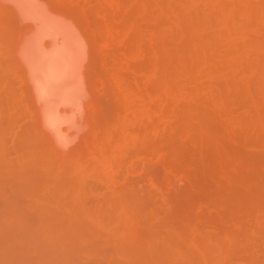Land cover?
Listing matches in <instances>:
<instances>
[{
  "label": "bare ground",
  "instance_id": "bare-ground-1",
  "mask_svg": "<svg viewBox=\"0 0 264 264\" xmlns=\"http://www.w3.org/2000/svg\"><path fill=\"white\" fill-rule=\"evenodd\" d=\"M229 1L231 0H0V72H8V75H6L8 77L5 76L6 73H3L6 78L3 76L4 80L0 82V109H2L0 113L2 117H0V119H3V115L12 117L15 113H17V109L20 107L27 119L26 123H24L23 120V123L21 124L23 127L19 124L20 127L24 130V128H26L24 125L27 124V130L38 137L39 140H37V142L41 141L47 151L56 155L58 158L66 159L76 151H81L82 147H86L90 142L99 140L102 146L109 150L111 155L118 161L121 168L124 167L128 159H133L132 164L135 166V170L139 171L143 167L141 158L143 152L146 151L149 156L155 157L159 154L160 150H165V143L163 142L165 141L166 135L164 136L161 134L162 122L160 121L162 101L161 95L164 93L171 96V98H173L178 105L185 108L182 109L185 110L186 115L184 114L182 117L187 116L186 119L189 120V125H185L188 123L187 120L184 122V127L187 126L189 129L192 126L189 129V131L193 134L192 136L197 134H194L193 130L197 131L201 122H205L206 125L208 121L209 125L211 123L212 126L207 124L204 129V126H202L204 124H202V127L200 128H202L203 131L201 130L202 132L200 133L206 134V136H208L207 132L210 133V130L214 133V121L218 123V126H215L217 128L220 127L218 129L215 128L218 136L220 137L218 139L224 140L225 146H228L225 142L226 140L237 146L239 143L238 135L234 132V130L229 128L227 117L224 115L225 113H223L222 110L223 108H219L218 112H216L218 115L215 113V110L211 113L208 109L220 107L218 103L219 99L223 104L224 100H230L232 103H244L251 108L254 106L256 107V102L253 99L256 96H252L253 87L256 89L258 94L264 97V59L262 60L264 55L261 54V59L252 57L253 53L258 52L259 54L262 52L261 50L264 49V38L260 35L262 29H264V0H239L242 8L238 10L237 15L231 13ZM236 6L239 5L237 4ZM71 11L76 12L78 15H75H77V18L79 16V19H77ZM253 32L260 36V40H252L250 38V35ZM193 60H196V63L194 62V64L190 66L189 62ZM212 83H216L218 86L215 87ZM258 103L260 104V102ZM214 104L218 105L214 106ZM240 106L241 105L239 104L238 107L240 108ZM174 107L171 109V114H173V116L175 115L174 111L177 108ZM228 108L230 109V107ZM19 109L18 111H20ZM225 109L226 108H224V110ZM225 111H227V109ZM208 112L209 115H207ZM178 114L182 115L183 113ZM203 115H206L208 119H206L205 116L203 117ZM212 116H214V118ZM209 117H212L211 120L213 121H211ZM15 118L7 120L5 118L4 120L6 121V124H8L11 122L9 120L16 122L17 119ZM180 118L181 117L179 116H175L174 119L176 120H174V122L177 121V119L182 120V118ZM191 120H195L197 122V128H195V122L192 123L193 121ZM172 122L173 119L169 122V126ZM11 123L9 125H11ZM207 126L208 129H210V127L211 129L205 132L204 130H206ZM13 129H16L15 125L13 126ZM177 130L178 129L173 131L175 136L178 134L176 133ZM19 131L22 132H19L21 135L19 137H22L24 135L23 133L26 132L25 130V132H23L22 129ZM164 132L166 133L167 130H164L162 133ZM173 132L170 130V133H168V136L166 137L168 140L167 143L169 146L173 145L177 150L176 152H178V150L181 152V148H177L175 146L176 142L172 140V138H174ZM216 132L214 133L215 137H217ZM31 133L29 136L31 135V137H34ZM27 135L28 134L22 137V142L24 137H27ZM181 135L182 134L180 133V138H183ZM162 136H164V138ZM179 136H176V141H178ZM206 136L203 138H206V140L211 139L214 142L216 141L211 137L212 135L208 136L209 138ZM30 139L32 140V138H29L28 140ZM195 139L198 140L199 138L195 137ZM28 140L26 143H28ZM189 140L190 139L186 141L189 142ZM249 140L250 142L248 141L246 144L253 143V145H255L258 142L256 138L254 139V142L256 141L255 143L251 142L250 138ZM198 143L202 149L200 150L199 148L200 152L198 151V153L201 154L200 156L202 158H204L203 156L207 157L208 153H211H207L208 150L205 151V149L213 147V150H215L217 147L220 148L218 151L216 150L215 153L212 152L211 154L212 158L216 159H212L210 161L211 163L209 164L212 165L209 166L211 168L214 167L213 164L215 161H218V158H220V164L224 165L223 167H227L229 164L228 157L231 155V151L229 149H232L229 148L230 145L227 147L230 151V153H228L225 152V147L223 146L224 148H222L221 144L216 145L214 148L213 145L215 144L213 143H209L207 145L206 142L200 143V141H198ZM195 144L198 148V144ZM204 144L207 146L206 148H202ZM174 148H170L172 153L175 154L173 155L171 153L173 158L178 156L174 153ZM201 151L205 154L203 155ZM218 153L219 156L216 155ZM253 153L254 152H250V154ZM254 154H256V152ZM262 155H264V152ZM247 157L248 156L246 155L245 159H247ZM232 158V162L236 163V167H238L240 164V160H238V151L234 152ZM246 161L243 163H246ZM247 162L248 165H253V162ZM259 163H255L253 166L254 168L252 169L256 171L258 169L256 166H258ZM240 169L238 172L241 174L239 175L237 172L238 177H235L240 184L241 181L239 178L244 177V181L247 179L244 174L248 173L249 177L251 174L255 177L258 175L257 172H255L256 175L255 173L253 175V171L251 170L250 172L243 170L241 172ZM261 170L264 171L263 168ZM233 172L234 171H232V174L229 175L230 178L235 175ZM248 180L250 179H247V181ZM260 180V178L259 181L258 179H255L253 184L258 181V186L261 183ZM135 181L136 179L134 178L125 179L122 185V190L117 193V198L121 202L126 201L129 196H132L135 193L131 186L135 183ZM242 184L245 185V183ZM253 184H250V187H254ZM263 185L264 184L261 186ZM233 186L234 185L231 187ZM239 186L240 185H236L237 188L232 189L230 187V189H232L233 193L234 190L235 193L240 192V189L242 192L243 189ZM258 189L262 195L261 190H264V188H257L256 190L258 191ZM242 193L245 194L242 195L243 199H246L248 195L254 199L261 200L257 196H252L255 194L249 195L247 191H243ZM36 195L37 194H35V197L38 196V198H40V195ZM46 196L47 194L44 197ZM44 197L42 196V198ZM50 198L51 197L48 198L49 201L51 200ZM48 200H45V202L49 203ZM59 200L61 202V199H58V201ZM111 200L112 205L114 202L113 206L115 207L117 200L114 201L112 198ZM226 200L233 201V199L230 198ZM51 201L54 202L53 199ZM51 201L50 203H52ZM247 201L244 202V204L247 203V208H243L244 211H246V213H244L245 219L246 217L250 218L247 209H250V207H248L249 204L252 205V203ZM58 203L59 202H57L56 206H58ZM83 203L85 204L84 201ZM59 204L60 206L62 205L61 203ZM68 204L71 205V203ZM44 205L46 206L44 208H47L48 205ZM233 205H235L234 201ZM52 207L48 206V208L53 210V212L57 211L54 209V206ZM123 207V209H125V206ZM259 207L261 210L262 208L260 205ZM59 208L62 210V207ZM67 209H72L69 213V218L72 220L73 218L71 216L74 209ZM249 209L248 211L251 212L255 210V207L250 210ZM256 211L259 212L258 210ZM18 213L17 215H19ZM29 213L32 214L33 210ZM34 213L38 214L39 211L34 210ZM108 213L112 216V212ZM20 214H23L21 215V218H24V220L27 221L25 214H28V212L23 210ZM55 214L56 213L53 215ZM61 214L64 215L63 212ZM81 214L82 213H80L79 216ZM122 214L123 213H120V216ZM144 214H147L148 221L154 219L148 215L150 213L144 212ZM56 216L57 215H55V217ZM93 216L95 215L92 214L91 217ZM123 216H121V220L119 221L120 224L118 223L116 225L120 228V230H123L118 234H112V236L114 235L126 239L129 244L128 247H130L129 250L126 249L127 247H121L122 244H125L121 243V241V245L114 243L118 248L121 247L119 250L116 247V250L119 251L117 254L121 253V250L124 248L125 251H128L126 254H129L131 249L132 254L130 253L129 255L133 256V246H138L141 240H139L138 231L132 228L136 224H130V227L133 225L131 228H129L128 225L127 229H124L125 227L121 224ZM253 216L255 217V215H252L251 218L254 220ZM158 217L161 218L160 216ZM14 218L16 220L17 217ZM124 218L126 217L124 216ZM239 218L236 219L239 220ZM111 219H109V221L113 222L114 219ZM172 219L171 220L175 223L176 221H174V218ZM15 220H12L11 224H13L12 222ZM46 220V222H48L47 218ZM167 220L168 223L171 222L170 225H173L168 226V231H171L169 228L174 230L177 227L175 230L177 233L175 232L173 234L174 236H172L171 231L170 234L168 233L171 237L166 238V240L163 239L161 244H159L160 242L157 239L161 240V236L158 237L159 234H157L158 238L154 240V236L156 237L154 232L155 229L153 230L152 228L154 227H152L150 231V228L148 227V233H153H147V236L151 235V237L148 236L146 238L147 240H145L143 244L136 247L139 252L143 251L144 261L146 260L145 258H148L147 256L145 257L144 252H148L152 255V257H157V255H162L169 249L171 254L166 257H169L170 259L174 258L176 261L178 260L180 264H228L226 261L228 251L232 245L236 244L235 240H232L229 235L230 231H234V229L230 228L229 230L226 225L225 227L229 230L227 232L220 228L224 227L223 225H213L216 227V230H214L215 227H213L212 231L214 230V232L207 233L206 238L202 241V243H198L200 241L195 242L196 240L190 241L187 239L184 231H181L180 228L178 229L179 225L172 223L169 217L164 221L161 220L158 222L157 220H153V222H156V224H159L160 226L162 224L164 228L163 222H167ZM248 220L254 223L251 219ZM70 221H68V223ZM81 221L82 220H80V223L78 224V227H80L82 223L80 228L81 231L76 230L80 231L82 236H84L83 232L86 229L82 226L84 225L85 227L87 221ZM129 221V218L125 220V226L130 223ZM228 221L230 222L229 218ZM44 222L45 221L43 220V225H45ZM195 223L196 222H194V224ZM54 224H57L56 221ZM69 224L71 225V223ZM238 224L240 225V232H243L242 223ZM58 225L56 228L59 227ZM48 226L50 227V225ZM72 226L73 228L70 227L72 229L77 227V225ZM116 226H114L115 231H119L116 230ZM49 227L43 228L45 232H48L45 234L46 237L48 234H54L58 230L55 228L53 229L55 232L52 231L51 229L53 226H51V231H46L45 229L48 230ZM209 227L212 228V226ZM16 228L17 226L15 229ZM89 228L87 227V230ZM253 228H256V226ZM82 229L85 230L83 231ZM60 230L62 229L59 228L58 231L60 232ZM197 230L198 232L200 231L199 228ZM246 230L247 229H245V231ZM261 230L264 231V228ZM93 231L94 230H91V232ZM222 232H225V234H222ZM84 233H86V231ZM200 233L201 231L199 234ZM258 233L261 234L260 232ZM74 234L75 233H73V235ZM102 235L100 234V236ZM68 236V238H70V234ZM261 236H264V232L260 235V238H263ZM28 237H31V240L36 239L31 241L32 243L39 240V236ZM84 237H82V241L86 239V237L85 239ZM163 237L165 238L167 236ZM239 237L240 236H238V238ZM248 237L249 239H252L249 235ZM47 238H45V241H47ZM49 238L56 240L60 237L58 235V237L56 236L54 238L49 236ZM74 238L75 237L73 236V238L71 237L70 239L74 240ZM120 238H117L118 241ZM92 240L93 238L90 239V241ZM100 240L104 239L95 238L92 242H98ZM110 240L112 239L108 238L106 241L111 243ZM153 240L156 242V244L154 243L155 245L150 244ZM45 241L43 240V242ZM68 241L66 242L69 243ZM230 241L232 242L230 243ZM92 242L86 241L87 244L90 243V246L87 245L86 247L89 248L90 253L94 251V246L91 245ZM115 242H117L116 239ZM166 242L168 244H166L168 249L164 244ZM239 242L240 240H238L236 245L241 244L243 248L241 249V246H235V251L231 254L233 255L235 252V255L231 256L229 254L228 259L233 257L232 263L237 261L235 258H243L244 255H248L247 257L251 260L255 259L257 256L256 254L252 253L250 255L247 253V251H250L248 248L253 250V243L251 244V247L247 246L245 249V245H242V243ZM67 243L61 244V248L67 250L68 248H64L69 247ZM76 243L78 245V242L76 241L75 243L73 242L72 245L70 243L69 244L72 248V246ZM98 243H102V241ZM162 243L165 246H163L164 249L161 246L163 245ZM260 243L264 248V241ZM46 245H48V243L45 244V246ZM36 246L40 247L41 245L37 243ZM209 246L215 248V255L206 251ZM258 246L261 251H264L260 244ZM90 247H92V250ZM104 247H106V245ZM71 248H69V250ZM86 248L83 249L82 247L84 251H86ZM98 248V250H95L100 252L98 255H101V257L98 259L108 258L107 252L111 254L114 252L112 251L114 250L112 247L111 250L107 249L110 248V246H107L105 251L103 250L104 252L107 250L106 253L101 251L104 249L103 247L101 250L100 247ZM79 249L80 247L78 250ZM236 249H240L241 251L245 249L246 254L240 255ZM34 250H36V247ZM70 251L74 252L75 249ZM261 251L259 256L264 255V252L262 255ZM80 252H82L81 249ZM122 252L124 253V251ZM154 252H156V256L151 254ZM62 253L64 254V251H62ZM69 255L70 253H65L63 258H67ZM112 256L115 257L114 255ZM112 256L110 257L112 258ZM191 256L192 258H190ZM71 257H74V255H71ZM119 257H122L121 254ZM139 257H141V255ZM161 257L163 258L161 259ZM247 257L243 258V260L246 259L245 262L248 261L251 263L252 261L247 260ZM79 258L80 255H78L77 258L75 257V262L73 261V264H79ZM157 258H153L155 259L153 261L155 264L159 263L155 262L156 260L161 259V263H163L162 261H167V258L164 256H158ZM90 259V261H92L94 258ZM129 259L133 260V257ZM257 259L258 258L255 260ZM70 260H72V258ZM96 260L97 259H95V262ZM111 260H109L110 264L112 263ZM149 260L151 261V259H147L148 262ZM189 260L190 262H188ZM262 260H264V256ZM117 261H119V259ZM122 261L123 260H121V263ZM147 261H145L147 264L152 263V261L150 263ZM168 261L166 264L170 263ZM248 262L246 263L248 264ZM253 262L256 264L258 260ZM253 262L251 264H253ZM71 263L72 261L70 264ZM84 263L86 264L88 262ZM257 264H261L260 259ZM262 264H264L263 261Z\"/></svg>",
  "mask_w": 264,
  "mask_h": 264
},
{
  "label": "rangeland",
  "instance_id": "rangeland-1",
  "mask_svg": "<svg viewBox=\"0 0 264 264\" xmlns=\"http://www.w3.org/2000/svg\"><path fill=\"white\" fill-rule=\"evenodd\" d=\"M237 4L239 6H236ZM241 6L242 5H241V2L239 0L229 1V8L231 9V13L234 15L238 14V10L242 8ZM71 12L77 18L78 14L76 12H73V11H71ZM75 14H77V15H75ZM77 19H79V16ZM261 33H260V35L262 36V38H264V29H262ZM250 38L252 40H260V36L258 34H255L254 32L250 35ZM261 51L262 52L259 51L260 52L259 54H258V52L253 53L252 57L261 59L262 58L261 54L264 55V49ZM263 59L264 58H262V60ZM194 62L196 63V60L189 62V65L191 66L192 64H194ZM3 73L4 74L6 73L5 76L8 75L7 71H1L0 72V82H2V80H4L5 76ZM6 77H8V76H6ZM212 84L215 87L218 86V85H216V83H212ZM256 93H257V91L253 87L252 88V96L253 97L256 96L255 98H253L256 102L255 103L256 107L254 106L253 108H251L244 103H232L230 100H224V104H223L219 99L218 103H219L220 107H214L212 109H208V110H210L211 113L214 112L213 110H215V113H216V112H218L219 108L220 109L223 108L222 110H223V113H225L224 115H226V117H227V123L229 125V128H231V130H234V132L237 133V135H238L239 143L237 146L234 145L233 143H230L227 140L225 141L228 146L230 145L229 148H232V149H229V148H227L228 146H225L224 140L218 139L220 137L218 136V133L216 132V129H215V128H217L215 125H217L218 123L211 120V118L212 117L214 118V116H212L211 118L209 117V119L211 121H213V124H215L214 125L215 128H214L213 132L214 133L216 132L217 137H215L214 133L211 132V130H210L211 127H210V129H208V126H207L206 130H204V131L206 132L207 130H210V133L207 132L208 136L212 135L211 137L214 140H216L217 142L216 141L214 142L211 139L206 140V138H203L206 136V134L200 133L203 131L202 128H200V127L204 126V129H205V126L207 124L209 125V121L208 122L206 121L207 122L206 125H205V122H201V124L199 125V128H197L198 127L197 122L195 120H191V121H193L192 123L195 122V128L198 129L197 131L193 130L194 131L193 133L194 134L197 133L198 135L196 134L195 136H192L193 134L191 133V131H189V129L192 126L191 127L189 126L190 127L189 129L187 127L189 125V120L186 119L187 116L182 117V116H184V114L186 115L185 110L182 109L184 107H182L181 105H178V103L175 102L173 100V98H171V96H169L168 94L162 93V95H161L162 101H161L160 121L162 122L161 123L162 132L164 130H167V132L166 133L161 132V134L164 136L166 135V137H167L168 133H170V130L173 132L174 130L178 129L177 132L175 131L176 133H178V134H176V136H179V134L181 133L182 134L181 136H183V138L182 137L180 138V136H179L178 141H176V136L174 135V132H173L174 138H172V136H171V138L174 142H176L175 146L177 148H179V147L181 148V152H180V150H178L179 153L176 152L177 150H176V148H174L173 145L172 146L170 145L171 146L170 147L169 144L167 143L168 140L166 139V137H165V141H166L165 142L163 139L164 136H162L163 137L162 139L164 141L163 143H165V146H164L165 150H163V149H162L163 151L160 150L159 154L155 157L149 156L146 151L143 152L141 155L143 167L139 171L135 170V166L132 164L133 159H128L127 162L125 163L124 167L121 168L118 164V161L111 155L109 150H107L104 146H102V144L99 140L90 142L87 145L88 147L87 146L82 147L81 151H79V150L76 151L74 154H72L71 156H69L66 159L58 158L56 155L47 151V149L43 146L41 141L37 142V140H39L38 137L35 136L33 133H31L29 130H27L28 129V127L26 126L27 124H25V125L23 124L24 127H26V128H24V130L25 131L27 130L26 131L27 133L23 130V128L20 127V125L23 123V120H24V123H26V121H27V119L24 116L23 111H21L22 109L20 107H19L20 109L18 108L20 111H18V109H17V113H15L12 117H8L6 115H3V119H0V264H67V263L70 264L71 261H72L71 264H73L75 262V257L77 258L78 255H80V258L78 259L80 261H78V260H76V261H78L79 264H85L84 262H88L86 264H89V263L90 264H110L109 260H111V259H112L111 264H131V263L132 264H145L146 263L145 261H147V259H151V261H152L151 264H153L154 263L153 261L155 260L153 258H157L158 256H164L165 258H167L166 260L167 261L169 260L168 262H170L171 264H180L178 262V260L176 261L174 258L170 259L169 257H166V256H169L171 254L170 250L168 249L167 242L164 244L165 245L167 244L166 246H167V249L169 251L167 249H165V250H167L168 252L166 251L164 254L161 253L162 255H157L156 252L151 253V254H154V256L157 255V257H152V255H150L148 252L147 253L144 252L145 257L146 256L148 257V258H145L146 259L145 261L143 258V256H144L143 251L139 252L138 249L136 248V247L140 246V244H143L144 241L147 240L146 238L148 236L151 237V235L147 236V233L149 231L148 227L150 228V231H151L152 227H154V228H152L153 230L155 229L154 232L156 234V237L154 236V238H153L154 240L161 236V240L157 239L160 242L159 244H161L163 239L166 240V238L171 237L169 235L171 231L173 232V233L171 232L172 236H174L173 234L176 232L175 230L177 227L175 226L176 228L174 227L175 228L174 230L172 228H169L171 230L169 232L168 226L170 225L171 222L168 223V220H167V222H163L164 228H163L162 224L160 226L159 224H156V222H153V220L154 221L157 220L158 222H160L161 220L164 221V220L168 219V217L170 220L172 218H174V221H176V222L174 223L172 221L173 220L172 219L171 220L172 223L179 225L178 229L180 228L181 231L182 230L184 231V234L187 237V239H189L190 241L196 240L195 242L200 241L198 243H202V241L206 238L207 233H212V232H214V230H216V227L213 225L218 226L217 224H220V225H223L224 227L227 225V228H229V230H230V228L234 229V231L231 230L229 233L231 239L232 240L234 239L236 244H237L238 240H240L239 243H242V245L244 244L245 249L247 248V246L251 247L253 245V247H254V248H252L253 250L248 248V250H250V251H247V253L250 255L252 253L256 254L257 255L256 258H258L257 263H259V259H260L261 264H262V261L264 263V260H262L263 256H264L263 255L264 251H261V249H259L260 247L258 246L260 244L261 248H263L260 242L264 241V239H263L264 236H261L263 238H260V235H262V233L264 232L261 230L264 228V227H262V226H264V219H263L264 218V205H263L264 204V190H261L263 196L261 195V192L259 189H258V191L256 190L257 188H264V185L261 186L262 184H264V176H263L264 171L261 170L262 168L264 170V160H261V159H264V155H262V153L264 152V97L258 93L256 95ZM258 102H260V104ZM239 104L241 105L240 108L238 107ZM217 105L214 104V106H217ZM227 106L230 107V109ZM173 107L174 108L177 107L174 111V114H175L174 116H173V114H171V109ZM224 108H226L227 111H225L226 109L224 110ZM177 109H178V111H177ZM1 110L2 109H0V113H1ZM176 111L178 113H183V114L180 115ZM216 114L218 115V113H216ZM22 115H23V117H22ZM207 115H209V112ZM175 116L181 117L182 120L177 119V121L174 122V120H176V119H174ZM204 116L206 119H208L206 115H203V117ZM0 117H2V116L0 115ZM5 118H6V120L15 118V119H17V121L13 122L12 120H9L12 122V123L10 122L11 125H9L10 123L6 124V121L4 120ZM172 119H173V122L170 123V126H171L170 127L169 122L172 121ZM187 120H188V123L186 122L187 124H185L184 122ZM175 123H177V124H175ZM178 123H180V124H178ZM184 124L187 126L184 127ZM202 124H204V125H202ZM14 125L16 126V129H13ZM181 125H183V126H181ZM209 126H212L211 123ZM218 128H220V127H218ZM21 129L23 132H25V133H23L24 135L28 134L27 137L26 136L24 137L23 142H22V139H23L22 137L24 135L22 137H19V136H21L20 133H22L21 131H19ZM183 129H184V131H183ZM240 132H241V134H240ZM30 133L33 134L34 137L33 136L31 137V135L29 136ZM201 134H202V136H201ZM15 136H17L18 138ZM208 136H206V137H208ZM28 137L32 138V140L31 139L28 140L29 139ZM191 137H192V139H191ZM195 137H198L199 139L196 140ZM33 138H35V139H33ZM249 138L251 139V142H254V139L256 138V140L258 141L257 144H255V145H253V143L246 144L248 141L250 142ZM188 139H190L189 142L186 141ZM27 140H28V143H26ZM192 140H194V141H192ZM198 141H200V143L206 142V145L209 143H211V144L213 143V144H215V145H213L214 148L216 145L221 144L222 148L225 147L224 148L225 152L230 153V151H231V155L228 157L229 164L227 165V167H223L224 165L220 164V158H218L217 159L218 161H215V163L213 161L214 167L211 168L209 166V165H212V164H209V163H211L210 161L213 159L211 154H212V152L215 153L216 150L218 151L220 148L217 147L215 150H213V147L211 146L212 148L205 149V151L208 150L207 153L208 152H211V153L210 154L208 153L207 157L203 156L204 158H202L200 156L201 154L198 153V151L200 152V150H202ZM191 142H193V143H191ZM194 142L198 144V148ZM240 142H241V144H240ZM171 143H173V142H171ZM172 147L174 148V151H175L174 153H176V155H178L174 158H173V155H175V154H173L172 151L170 150V148H172ZM206 147L207 146H205V144H204V146H202V148H206ZM167 148H168V150H167ZM199 148H200V150H199ZM235 151H238V158H239L238 160H240L239 161L240 164L238 167H236V163L232 162V159H233L232 157H233V154ZM250 152L251 153L256 152V154H254V153L250 154ZM171 153L173 155H171ZM202 154L204 155L205 153L202 152ZM216 155L219 156V153ZM246 155L248 156L247 159H245ZM213 160H216V159L214 158ZM244 160L245 161L247 160L250 163L253 162L252 163L253 165L249 164L250 165L249 166L247 164L248 163L247 161H246V163H243V162H245ZM256 160H258V161H256ZM257 162L258 163L260 162L259 163L260 165L258 164V166H256V167H258V169L255 171L252 168H254L253 166ZM100 163H102V164H100ZM247 166H249V167H247ZM101 167H102V169H101ZM103 168H104V170H103ZM228 168H229V170H228ZM240 168H242V169H240ZM259 168H260L262 173L260 172ZM239 169L241 170V172H242V170L246 171V172H250V170H251V171H253V175L255 172H257L258 175H256V173H255V175H256V177H255V176H252V174L250 173L251 175L249 177L248 173L244 174V176L247 179H250L248 181H247V179L244 181V177H242L243 175L240 176L243 178V179L239 178L241 181V184L245 183V185L244 184L241 185L239 183V181H237V179H235L236 176L238 177V174L239 175L241 174L238 172ZM227 171H229L231 173H229ZM232 171H234L233 174H235L234 176L232 175L234 178L232 176H231L232 178H230V176H229L232 174ZM237 172H238V174H237ZM126 178L136 179L135 183H133L131 185L132 189L135 191V193L132 196H129V198L126 201L121 202L117 198V193L122 190V185H123V182L125 181ZM259 178L261 179L260 180L261 183L257 186V184H258L257 182L259 181ZM255 179H258V181H256L253 184ZM231 182H232V185H234L235 187L234 186L231 187L232 186ZM250 184H253L255 188L250 187ZM236 185L237 186L240 185L239 187H241L243 189L242 192L247 191L249 193V195L255 194L252 196L253 197L257 196L261 200L254 199L248 195H247L246 199H243L242 195H245V194L241 192V189H240V192L235 193V190H234V193L232 192L233 188H237ZM230 187L232 189H230ZM53 188H55V189H53ZM35 194L40 195V198H38L37 195H36L37 197H35ZM46 194H47V196L44 197ZM42 196L44 198H47V199L42 198ZM49 197H51L50 198L51 200L52 199L54 200V202H52L50 200L54 204L50 203V201L48 200ZM111 198L114 201L117 200L115 207L113 206L114 202L112 205ZM229 198L233 199L236 207H235V205H233L232 200H226ZM58 199H61V202H60V200L58 201ZM105 199H107V200H105ZM45 200H48L49 203L45 202ZM247 200H249V201H247ZM76 201H78L79 203ZM83 201L85 202V204L83 203ZM231 201H232V203L230 204ZM246 201L249 203H252V205L249 204L248 207H250V209L255 207V210L251 211L254 213H251L248 211V209H249L248 208L247 212L249 213L248 215H250L249 216L250 218L246 217V219H245L244 213H246V211H244L243 208L247 206L246 205L247 203L244 204V202H246ZM57 202L62 204L60 206V204L58 203V206L62 207V210H61V208L56 206ZM68 203H71V205ZM242 203L245 206H243ZM33 204H35V205H33ZM44 204L48 205L49 207L54 206V209L57 210L58 212L57 211L53 212V210H50V208H48V206H47V208H44V207H46ZM65 204H66V206H65ZM77 204H79V205H77ZM29 205H31V206H29ZM117 205H118V207H117ZM259 205L261 206V208L263 210L262 209L260 210ZM111 206H113V207H111ZM123 206H125V209H123L124 208ZM76 207L78 210L76 209ZM67 208H73L74 212L77 211L76 213H79V214L82 213V214L79 216V214H76L72 211L73 212V213L71 212L72 216H71V214H70V216L73 219L71 220L69 218V213L72 209L69 210ZM108 209H109V211H108ZM23 210L28 212V214H25L27 221L24 220V218H21V215H23L24 213L23 214H20V213ZM32 210H33V213L32 214L29 213ZM34 210L35 211L38 210L39 213L38 214L34 213ZM256 210H258L259 212H257ZM59 211H61V212H59ZM94 211H95V213H94ZM18 212H20V213H18ZM44 212H45V214H44ZM47 212H49V213H47ZM62 212L64 213V215L61 214ZM66 212H67V214H66ZM90 212H92V213H90ZM108 212H112L113 217L110 216L111 214H109ZM144 212L150 213L148 215L154 219L148 221V216H147V214H144ZM17 213L19 215H17ZM54 213H56L55 215H57L56 216L57 218L55 217V215H53ZM120 213H123V214L126 213V214H124V216L126 218H124L123 214L121 215V216H123L122 217L123 223L121 222V224H123L122 226L125 227L124 229H127L128 225H129V228H131L133 225L130 227V224H136L132 228L138 231V237H139V240H141L140 244L138 246H133L134 247L133 256L129 255L131 253V249L129 251L130 252L129 254H126L128 251L124 250L125 247H127L126 249H128V250L130 248V247H128L129 244L127 243L126 239H123L122 237L120 238V237L114 236V235L112 236V234H118L123 230L122 228H121L122 230H120V228H118L116 226L118 223L120 224V222H119L121 220ZM92 214L95 216L91 217ZM252 215H255V217L253 216L255 221L253 220V218H251ZM158 216H160L161 218H159ZM14 217H17L16 220ZM76 217H77V219H76ZM46 218L48 219V222H46L47 221ZM111 218L114 219L113 220L114 223L112 221H109V219H111ZM128 218L130 219V221H129L130 223L126 224L127 226H125V220ZM228 218H229L230 222L228 221ZM230 218H232V219H230ZM236 218H239V220H237ZM243 218H244V220H243ZM42 219L45 221L44 222L45 225L42 224L43 223ZM102 219H103V221H102ZM248 219H251V221H253L254 223L250 222V220H248ZM12 220H15L16 222L13 221L12 222L13 224H11ZM80 220H82L81 222L87 221L86 222L87 224L85 225V227H84V225L82 226L83 228L86 229V230L82 229L83 231L84 230L86 231V233H84L85 231L83 232V235L86 237V239L84 236H82V233L80 232L81 231L80 228H81L82 223H81L80 227H78ZM55 221L57 224H54ZM68 221H70L69 223H71V225L68 223ZM193 221L196 223L194 224ZM148 222H149V224H148ZM259 222L262 224H260ZM238 223H242L241 225H243L242 228L244 231H245V229H247L245 232L243 231L244 233L242 231L240 232V230H239L240 225ZM246 223H248V224H246ZM15 224H17V225H15ZM58 224H60L61 226ZM10 225H12V226H10ZM48 225H50V227ZM57 225L59 226L58 228H56ZM72 225H77V227L72 229L73 228ZM195 225L197 226V229L198 228L200 229V231H201L200 234H199L200 231L198 232ZM16 226H17V228L15 229ZM51 226L54 227V228L52 227V229H51L54 232H55V230H53V229H55V228H56V230L57 229L59 230V228L62 230H60V232L57 230L56 233H54V234L51 232L52 234L51 235L48 234L47 235L48 238H47L45 234H47L48 232H45L43 228L49 227L48 230L47 229H45V230L50 232ZM114 226H116L117 227L116 230H119V231H115ZM170 226H173V225L171 224ZM209 226H212V228ZM255 226H256V228H253ZM259 226H261L260 227L261 229L258 228ZM70 227H72V228H70ZM87 227L88 228L90 227L89 229H91V227H92L91 230H94V231L91 232V230H89V229L87 230ZM192 227H194V228H192ZM213 227H215V229L212 231ZM224 227H220V228H222V230H225L228 232L229 230L226 227L225 228ZM248 227H250V228H248ZM37 228H39L40 230ZM76 229L80 230V231H77ZM193 230H194V232H193ZM162 231H165V232H162ZM87 232H88V234H87ZM258 232H260L261 234H259ZM58 233H62V234H58ZM67 233H68V235L70 234V238L71 237L73 238V236H74L78 241L75 238H74V240L72 239L73 240L72 241L70 238H68L69 236L67 235ZM73 233H75V234L73 235ZM90 233H91V235H90ZM151 233H153V232H151ZM151 233H148V234H151ZM164 233H166L167 235ZM239 233H241V234H239ZM92 234H93V236H92ZM100 234L101 235L104 234V235L100 236ZM157 234H159V236ZM222 234H225V232H222ZM58 235L61 238V240H60V238L56 239L57 243H56V240L49 238V236L55 238L56 236L58 237ZM246 235H247V237H246ZM248 235L252 239H249ZM28 236H39V240L32 243L31 241H34L36 239L31 240L30 239L31 237L29 238ZM163 236H167V237L164 238ZM238 236H240V237L238 238ZM82 237H84L85 240L82 241V239H83ZM45 238H47V241H45ZM92 238H93L92 241H94L95 238L96 239L97 238L98 239H104V240H100V241H102V243H98L100 241H98V242L96 241L98 243L97 244L96 242L90 241V239H92ZM108 238L112 239V240H110L111 243H109V241H106ZM117 238H120L119 241ZM29 239H30V241H29ZM115 239L117 242H115ZM255 239L259 240V241H256ZM43 240L45 242H43ZM154 240L150 244L155 245L156 242ZM245 240H246V242H245ZM66 241H68L71 245L73 242L75 243V241H76V242H78L79 246L76 243V244H74L75 247L72 246V248L74 247L72 249L70 244L67 243ZM86 241L92 242L91 245L94 246L93 247L94 251L98 250L99 249L98 247H100V250L103 247L104 249H102L101 251L104 252L105 248H107V246H110V248H107V249L111 250V247H112V249H114V250H112V251H114L113 253H115V250L118 248L117 246H115L116 244L121 245L120 241H121V243H125V244L121 245V247L124 246L123 250H121V253L117 254V252H119V251L116 250L115 254H113V253L111 254V253H108L106 250L108 258L98 259L101 257V255L100 256L98 255V254H100V252L95 251V253H94V251H93L92 253H90L89 248H86L87 245H89L90 243L87 244L88 242L86 243ZM105 241L108 243H106ZM167 241H168V239H167ZM254 241H256V242H254ZM169 242H170V240H169ZM231 242L232 241H230V243ZM37 243L39 245H41L40 247L38 246L39 248L36 246ZM47 243H48V245L45 246V244H47ZM66 243L69 245V247H64L66 249L68 248L67 250H64L61 248V246H62L61 244H66ZM114 243H116V244H114ZM230 243H229V245H230ZM100 244H102V245H100ZM134 244H135V242H134ZM164 244L161 245L163 249L165 247ZM236 244L232 245V247L230 246L231 251L230 250L228 251L226 261L228 262V264H247L246 262H248V261L245 262L246 259L243 260V258L247 257L248 255L247 256L244 255L243 258H238L237 256H235V257H237V259L234 257L235 260H237L236 262H239V263H236V262L232 263L233 257L231 259H228L229 254L231 255L232 252L235 251V248H236L235 246H241V244H238V245H236ZM42 245L45 246L46 248L43 247ZM76 245H77V247H76ZM105 245H106V247H104ZM132 245H133V243H132ZM35 247H36V250H34ZM79 247L82 250V252H80V249L78 250ZM82 247H83V249L86 248V251H84L82 249ZM121 247H119L118 250ZM69 248H71L70 250L75 249L76 253H75V251L74 252L70 251ZM76 248L78 251L76 250ZM91 248L92 247H90V249ZM240 248L242 249L243 247L241 246ZM207 249L208 250H206V251L208 253L215 255L216 251H215L214 247L209 246V247H207ZM244 250L241 251L240 249H238L237 251L240 255H243V254H246L245 253L246 250L245 251ZM258 250H259V252H258ZM62 251H64V254L70 253V255L67 258H63L64 254L62 253ZM68 251H69V253H68ZM112 251H110V252H112ZM122 251H124V253ZM237 251H236V253H237ZM260 251H261V254L263 256H259ZM106 252H104V253H106ZM166 253H168V254H166ZM234 253L231 256H234L235 255ZM93 254L94 255L96 254V255L94 256ZM120 254L122 257H119ZM71 255L72 256L74 255V257H71ZM112 255H114L116 258L113 257ZM140 255L143 259L141 257H139ZM110 256H112V258ZM123 256H125L127 258H125ZM65 257H66V255H65ZM132 257H133V260L129 259ZM71 258H72V260H70ZM90 258H94V259H92V261H90L91 260ZM162 258L163 257H161V259ZM165 258H164V260H165ZM190 258H192V256ZM95 259H97L96 262H95ZM106 259H109V260H106ZM118 259H119V261H117ZM161 259L156 260L155 262L161 263ZM255 259L251 260L250 258L247 257V260L252 261V262L257 261ZM121 260H123L122 263H121ZM192 260H194V259H192ZM151 261L149 260V262L148 261L147 262L150 263ZM107 262H109V263H107ZM162 262L163 263H161V264H164L165 261H162ZM166 262H165V264H166ZM188 262H190V260ZM242 262H244V263H242ZM159 263H157V264H159ZM249 263L250 262H248V264ZM254 263L255 262H253V264Z\"/></svg>",
  "mask_w": 264,
  "mask_h": 264
}]
</instances>
